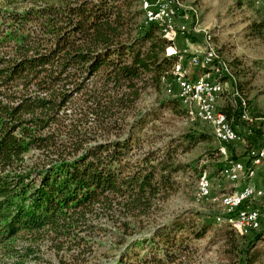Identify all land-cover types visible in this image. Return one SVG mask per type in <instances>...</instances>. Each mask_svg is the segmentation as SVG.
Returning <instances> with one entry per match:
<instances>
[{
  "label": "trees",
  "instance_id": "16d2710c",
  "mask_svg": "<svg viewBox=\"0 0 264 264\" xmlns=\"http://www.w3.org/2000/svg\"><path fill=\"white\" fill-rule=\"evenodd\" d=\"M140 6V0H0L2 257L21 258L19 242L35 244L50 234L89 235L88 218H124L122 230H134L139 218L175 191L173 176L187 170L176 159L177 147L187 143L186 152L198 143L212 144L206 133L162 138L158 147L138 155L150 112L115 131L100 122V116H117L148 90L165 96L164 86L183 73L172 41L160 25L143 19ZM251 26L259 36L264 17ZM227 82L231 96L233 90L246 99L235 80ZM158 95L159 109L187 112L180 100ZM223 101L218 111L234 130L255 129L240 121L238 99ZM257 130L254 146L262 138ZM245 136L236 145L245 149L244 158L252 147ZM220 149L210 147L209 156L221 175L229 162L242 159ZM185 222L155 223L125 248L117 264H183L189 242L213 229L212 221ZM223 236V264H264L256 251L262 230L248 236L224 230ZM24 251L33 253L30 246Z\"/></svg>",
  "mask_w": 264,
  "mask_h": 264
},
{
  "label": "rangeland",
  "instance_id": "374dc122",
  "mask_svg": "<svg viewBox=\"0 0 264 264\" xmlns=\"http://www.w3.org/2000/svg\"><path fill=\"white\" fill-rule=\"evenodd\" d=\"M182 5L183 8L187 9L188 16L186 19H181L185 13L180 15V19L177 21L176 32L178 34L176 37L168 36V38L172 43L174 38L177 39L178 37L187 40L189 44L194 46L193 49L187 50L196 53L204 45V32H208L212 37L217 56L220 60L231 65V81L235 80L239 84L247 100L239 94L241 99L246 101L254 114L259 115L264 112V30L259 36L253 35L251 26L264 17V0H182ZM140 8L143 10L141 6ZM196 26V30L193 31V27ZM176 53L178 54L177 51ZM179 61L181 63V60ZM196 71H199L200 74L205 73L203 69L202 71L198 68L194 70L189 65L184 64L181 76L194 81L200 75L197 74L196 76ZM211 78L223 85L218 106L224 103L223 99H228L230 102L234 98L238 99L234 96L233 90L232 96L230 95L231 86L227 82L229 80L228 76L216 75L211 76ZM216 78H220V80ZM222 78L225 80L223 81ZM164 91L165 96L161 93L157 94L159 99L170 96L171 85H165ZM223 93L230 97L224 95L221 97ZM157 95L148 90L117 116H100V122H103L102 124L106 129H110L109 131H115L114 129L123 128L126 123L131 122L133 116H141L145 112H150L142 127L143 133L141 135L145 138V142L141 144L138 155L146 152L149 147H158L162 143V138L169 141L170 139L175 140L184 135L196 133H206L212 138V146L198 143L186 152L183 150L187 147V143L177 147V161L183 165H188V168L186 171L173 176V180L179 185L169 195L165 203L154 208L147 217L139 218L137 227L134 230H122L121 223L124 218H120L118 222H111L104 218H88V224L92 225L91 234L76 233L72 238L67 239H58L50 234L41 237L35 244L19 242L16 249H18L19 255L23 257L6 258L0 254V264H117L125 248L132 241L145 235L155 223L161 224L169 219L177 218L185 220V224L188 223V226L193 225L192 220L213 222L212 231L207 233L204 238L189 242L191 250L187 254L184 253L185 258H181L183 264L224 263V257L220 253L224 241V230L232 231L236 235L239 231L233 226L229 217H222L219 223L211 220L210 218L214 215L222 213V209L216 202L209 203V201L199 200L196 197V189L200 185L203 174H207L214 194L220 192L230 193L235 184L237 186L239 184L228 182L230 168L236 162H229L221 175L215 173V162L210 160L209 156L210 147L221 148L220 151L223 155L229 153L234 157H241L244 154V148L236 145L222 146L210 133L208 127L195 119V113L189 107L183 106L187 114L183 112L182 115L175 114L169 109H159L156 103ZM183 107L181 106L180 109L183 110ZM110 111L113 112V110ZM117 125L118 127H115ZM253 127L255 129L247 134V131L251 129H244L243 125L236 126L237 142L244 143L243 135H246L248 145L254 146L253 132L256 133L257 129L264 132V128L262 125L260 127L254 125ZM101 129L94 128L92 131H103ZM251 148H256V146ZM209 177H211V180ZM223 223L231 229L220 225ZM259 230H262L263 236L256 245V251L259 253L261 262L264 263V224L262 227L261 224H257L252 232ZM27 246H30L33 253L24 251Z\"/></svg>",
  "mask_w": 264,
  "mask_h": 264
},
{
  "label": "built area",
  "instance_id": "2783aa9c",
  "mask_svg": "<svg viewBox=\"0 0 264 264\" xmlns=\"http://www.w3.org/2000/svg\"><path fill=\"white\" fill-rule=\"evenodd\" d=\"M146 6H151L152 18L155 14L168 15V23L159 25H165V34L169 37H176L177 21L180 19H186L188 12L186 8L176 7L173 5V0H146ZM152 20H150V24ZM197 27H193V31ZM178 59L181 60V68H184V64H191L194 67L197 64H214L215 72H219L220 75H226L222 66L217 61H212L211 52L205 50L204 45L200 51L196 53H190L188 50L178 52ZM228 76V75H226ZM229 80L231 81L230 76ZM171 85V94L169 97L175 99H182L184 101V107H191L195 110V119L206 125L210 130L213 137L222 145H237L236 139L229 138L225 130L224 114L218 111V100L220 99V88H206L204 85L197 83L195 86L175 85V81ZM211 89H218V96H211ZM239 109L241 112L240 121L245 123L249 127L258 125L260 127L261 121H264V112L259 115L254 114L250 107L249 113H242V105L239 100ZM257 123V124H256ZM250 134V131H249ZM264 154V132H262V138L257 143L256 149H249L247 151L245 162H240L244 167V174L242 181H234L230 174L228 182L230 184L240 183L241 193L236 194V200H243V207H233L230 210H226L222 213L215 215V222L219 223L222 217H229L235 219V214L240 211L253 212V219H247L245 222H239V226L243 227V232H252L253 224H264V188H256L252 184L253 179L256 176L257 170L247 171V164L250 160H253L255 155ZM248 188H255V196L253 200H244V193ZM196 197L203 201L217 202L219 197H226L225 193L214 194L212 192V186L209 184L207 174H203V178L200 181L198 189H196Z\"/></svg>",
  "mask_w": 264,
  "mask_h": 264
},
{
  "label": "bare ground",
  "instance_id": "6f19581e",
  "mask_svg": "<svg viewBox=\"0 0 264 264\" xmlns=\"http://www.w3.org/2000/svg\"><path fill=\"white\" fill-rule=\"evenodd\" d=\"M140 5L144 11L143 17L147 22H150V20H152V23H156L158 25L163 24V23H168V15L155 14L153 15V18H152V9H151V6H146V0H140ZM173 5L176 7L183 8L182 0H173ZM160 26H161V32L165 34V25H160ZM203 44H204L205 50H208L209 52H211L212 61H217L218 64L222 66V68L224 69L225 74L231 77L229 66L227 65V63L220 60V58L217 56L216 50L214 49L212 37L208 32H204L203 34ZM188 65L192 67L193 69H197V68L203 69L205 70V73L199 75L194 81L188 80L183 77H177L175 79V82L177 84L179 85L183 84L184 86H195L197 83H199V84L204 85L206 88H214V87L220 88V94H221L223 90L222 83L219 81H215L211 78V76L220 75L219 72H215L214 64H197L196 67H194L191 64H188ZM211 96H218V89H211ZM234 96H236L241 101L242 113H249L250 112L249 106L247 105L246 101L241 99L237 91H234ZM179 100H180L181 105L184 106V101L182 99H179ZM193 112L195 113V110H193ZM224 120H225L226 134L229 136V138L237 139L236 131L233 129V127L231 126L230 122L228 121L225 115H224ZM261 125L264 128V121H261ZM252 149H256V148H252ZM252 161L254 162L255 165L264 164V154L255 155ZM235 169H236L235 165L231 166L228 178H230V174H231L232 179H234V181H238L239 179L240 181H242L244 170H238L237 172H235ZM247 171H254V168L247 169ZM209 184H210V181H209ZM234 193H241V187L239 189H237L236 187L234 192L230 194H226V197L218 198V201L216 203L220 205L222 212L226 210H230V208H233V207H243V200H236V194ZM253 196H254L253 188H248L247 191H245L244 193V200H252ZM247 219H253V212L240 211L238 214H235V219L233 218L230 219L233 226L238 231H240L241 234L244 236H247L250 232H243V227L239 226V222H245V220ZM256 225L257 224H253L252 229Z\"/></svg>",
  "mask_w": 264,
  "mask_h": 264
},
{
  "label": "crops",
  "instance_id": "0c3cea01",
  "mask_svg": "<svg viewBox=\"0 0 264 264\" xmlns=\"http://www.w3.org/2000/svg\"><path fill=\"white\" fill-rule=\"evenodd\" d=\"M173 45H174V49L177 52H181V50L183 51V50H187V49L191 50L194 47L192 44H189L187 42V40L181 39L180 37H178L177 39L174 38ZM197 74H200L199 71H196L195 75L197 76ZM177 85H179V84H177ZM252 147H254V146H252ZM250 149H252V148H250ZM240 160L242 162L246 161L245 158L243 157V155H241ZM233 165L236 166L235 172H237L238 170H244V167L242 166V164L240 162H236ZM250 168H254V171L257 170L256 176L252 181V184L254 185V187L264 188V164L255 165L254 162L252 160H250L249 164H247V169H250ZM238 181H240V179ZM241 186H243V185L240 183L238 184V186L235 184L234 188L232 189V191H230V193H233L236 187H237V189H239ZM253 190H254V196H255V188H253ZM220 193H224V192H220ZM230 193H228V194H230ZM254 196L252 197V200H253Z\"/></svg>",
  "mask_w": 264,
  "mask_h": 264
}]
</instances>
